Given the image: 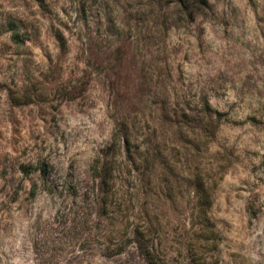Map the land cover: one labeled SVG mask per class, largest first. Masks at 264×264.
<instances>
[{
    "label": "rangeland",
    "instance_id": "rangeland-1",
    "mask_svg": "<svg viewBox=\"0 0 264 264\" xmlns=\"http://www.w3.org/2000/svg\"><path fill=\"white\" fill-rule=\"evenodd\" d=\"M105 67L111 78L105 73L103 80L97 79ZM173 72L177 83L190 74L259 90L264 86V2L0 0V264L9 253L11 264H27L24 256L36 250L32 230L59 239L55 234L69 225L74 208L61 200V207L53 202L50 209L34 182L25 191V182H17L8 160L16 151L12 145L35 144L41 128L49 135L59 131L57 113L65 107L67 114L60 119L98 131L110 119L109 105L101 97L113 91L112 103L136 113L134 120L143 115L145 127L153 128L156 114L167 124L171 118L159 107L167 98L161 77L172 80ZM153 81L159 86L153 88ZM186 118L181 113L172 122ZM247 119L264 124V112L257 110ZM66 139L61 134V143ZM250 140L259 144L258 137ZM179 145H171L177 162ZM243 158L250 165H240L244 172L255 175L264 168V153L256 148H245ZM19 168L27 179L25 166ZM232 190L238 193L235 199L225 195L219 208L224 215L215 218L222 230L210 233L208 224L194 216L186 225L190 232L174 235L166 248L168 237L159 241L162 247L149 253V264H264V201L257 193L249 202L239 186ZM171 231L176 233V227ZM54 253L56 264H71L64 247ZM138 253L143 257L139 248L118 249L119 264H134Z\"/></svg>",
    "mask_w": 264,
    "mask_h": 264
},
{
    "label": "clouds",
    "instance_id": "clouds-1",
    "mask_svg": "<svg viewBox=\"0 0 264 264\" xmlns=\"http://www.w3.org/2000/svg\"><path fill=\"white\" fill-rule=\"evenodd\" d=\"M105 73L111 78L105 67L97 72V79L103 80ZM175 75L173 72L172 80L161 77L167 98L159 107L165 118H171L167 124L156 114L153 128L145 127L143 115L134 120L136 113L112 103L113 91L101 97L109 105L110 119L98 131H84L76 123L60 119L67 114L65 107L57 113L59 131L49 135L41 128L35 144L21 141L12 145L16 151L8 160L16 169L17 182H25V191L34 182L38 196L50 209L53 202L57 208L61 200L69 207L74 203L69 225L55 234L59 239L54 240L50 232L32 230L36 250L24 256L27 264H56L54 249L60 246L70 253L71 264H119L117 250L121 248L142 249L143 257L138 253L134 264H149V253L162 247L159 241L168 237L166 248L174 235L190 232L186 225L194 216L208 224L210 233L222 230L215 218L224 215L219 211L223 197L235 199L238 194L233 186L245 189L239 194L249 202L257 193L264 201V168L251 175L240 167H250L243 158L245 148L264 153V124L254 125L247 119L257 110L264 112V86L248 90L239 81L222 84L190 74L177 83ZM158 86L152 82L153 88ZM147 111L152 112L151 106ZM181 113L187 118L173 123ZM61 134L67 137L64 143ZM254 136L259 144L251 142ZM177 141L178 162L171 151ZM20 165L25 166L27 179ZM217 165L229 174L224 176ZM224 232L231 235L226 229ZM12 255L8 254L4 264H11Z\"/></svg>",
    "mask_w": 264,
    "mask_h": 264
}]
</instances>
